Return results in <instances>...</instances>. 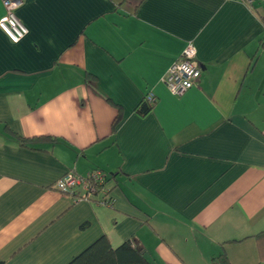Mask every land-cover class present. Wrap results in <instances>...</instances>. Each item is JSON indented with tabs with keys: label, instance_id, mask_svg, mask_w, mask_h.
Wrapping results in <instances>:
<instances>
[{
	"label": "crops",
	"instance_id": "1",
	"mask_svg": "<svg viewBox=\"0 0 264 264\" xmlns=\"http://www.w3.org/2000/svg\"><path fill=\"white\" fill-rule=\"evenodd\" d=\"M15 13L26 36L0 29V261L68 264L106 236L151 264H264V0H24ZM188 42L201 74L176 97L160 79ZM5 126L55 142L23 147ZM97 169L110 207L54 188Z\"/></svg>",
	"mask_w": 264,
	"mask_h": 264
},
{
	"label": "built area",
	"instance_id": "2",
	"mask_svg": "<svg viewBox=\"0 0 264 264\" xmlns=\"http://www.w3.org/2000/svg\"><path fill=\"white\" fill-rule=\"evenodd\" d=\"M246 6L252 5L258 0H232ZM5 14L0 18V29L12 43L20 42L27 34L26 27L16 16V10L20 8L24 0H2ZM196 48L188 42L180 57L167 69L160 79L166 89L176 97L183 96L191 88L195 87L200 78V69L195 64ZM143 100L150 105L156 102V97L150 92L144 94ZM108 175L101 170H93L86 176H80L74 172L65 173L58 179L54 188L74 201L94 202L100 206H112L109 192L106 190Z\"/></svg>",
	"mask_w": 264,
	"mask_h": 264
},
{
	"label": "trees",
	"instance_id": "3",
	"mask_svg": "<svg viewBox=\"0 0 264 264\" xmlns=\"http://www.w3.org/2000/svg\"><path fill=\"white\" fill-rule=\"evenodd\" d=\"M89 79L91 76L86 75ZM117 108V115L112 124V134L115 132V128L121 119V112ZM153 106L142 100L138 105L136 112L140 116H145L152 111ZM5 130L13 136L20 146L27 147L34 143H40L41 141L55 142L53 137L40 136L33 138H25L11 133L5 126ZM260 255L264 259V232H260L255 236ZM212 264H229L228 258L225 253H221L211 260ZM0 264H3L0 261ZM68 264H151L147 257L144 248L138 246L133 240H128L116 248L110 245V242L106 236L100 237L88 248H86L79 255L74 257Z\"/></svg>",
	"mask_w": 264,
	"mask_h": 264
}]
</instances>
